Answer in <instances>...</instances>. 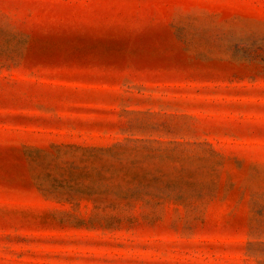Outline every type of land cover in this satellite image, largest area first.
I'll list each match as a JSON object with an SVG mask.
<instances>
[{"label": "rangeland", "instance_id": "1", "mask_svg": "<svg viewBox=\"0 0 264 264\" xmlns=\"http://www.w3.org/2000/svg\"><path fill=\"white\" fill-rule=\"evenodd\" d=\"M0 264H264V0H0Z\"/></svg>", "mask_w": 264, "mask_h": 264}]
</instances>
